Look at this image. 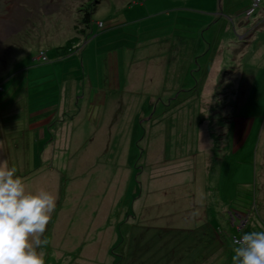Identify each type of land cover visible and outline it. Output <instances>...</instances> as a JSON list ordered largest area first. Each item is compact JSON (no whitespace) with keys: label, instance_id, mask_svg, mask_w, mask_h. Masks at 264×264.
Here are the masks:
<instances>
[{"label":"rangeland","instance_id":"rangeland-1","mask_svg":"<svg viewBox=\"0 0 264 264\" xmlns=\"http://www.w3.org/2000/svg\"><path fill=\"white\" fill-rule=\"evenodd\" d=\"M51 107L120 123L121 175L91 137L37 172L21 127ZM0 161L56 197L45 264H139L153 237L175 248L154 264H233L234 237L264 231V0H0Z\"/></svg>","mask_w":264,"mask_h":264},{"label":"clouds","instance_id":"clouds-1","mask_svg":"<svg viewBox=\"0 0 264 264\" xmlns=\"http://www.w3.org/2000/svg\"><path fill=\"white\" fill-rule=\"evenodd\" d=\"M56 197L47 190L27 191L16 169L0 161V264H45L48 243L41 239ZM233 264H264V231L243 233L234 239Z\"/></svg>","mask_w":264,"mask_h":264},{"label":"crops","instance_id":"crops-1","mask_svg":"<svg viewBox=\"0 0 264 264\" xmlns=\"http://www.w3.org/2000/svg\"><path fill=\"white\" fill-rule=\"evenodd\" d=\"M204 91H206L204 96H207L212 91V87L209 85H206L204 88ZM99 109H100L99 100H97V102L94 103L93 110L99 111ZM65 110L66 109L63 108V111H62L63 115L65 113ZM93 110H92V113H96V111L93 112ZM58 114H59L58 108H54V107L43 108L42 110H36L33 113H29L30 121L27 122L26 125L24 124L21 127V132H22V135H24V139L25 137L26 138L29 137L30 139H33V142H35L33 145L36 144L37 147L41 148L42 158H40L39 155H36L32 159V161L37 162L36 164H41L37 172H42L46 170V173H42V174L44 175V174H47L48 172L47 176L50 179H53V177L55 176L54 162L58 161L61 158V156L64 157L63 155L65 154L64 146H69L70 149L73 147L75 148V149L73 148V150L67 149L68 155L70 156V160L74 161L73 154L80 153L79 157H81L83 155L81 154L82 150L84 149L86 145L85 143L83 144V142H85V140L91 137L90 138L91 141H95L96 143L101 145V150L97 151L98 155L97 154L96 155L103 157L102 162L110 164L109 174L110 175L113 174L115 177L121 175L122 168L125 164L126 159H124L122 156L123 155V152H122L123 150L121 148L122 143L120 140L117 143H115L116 136L114 134V132L121 130L120 123H116V127H113V122L111 123L110 122L111 120H110V121H103V122L101 121V123L99 125L96 124V126L93 123L92 125L91 123H89V126H88L87 123L85 122L84 123L67 122L66 121L67 118L65 116L61 118V116H59ZM29 130L32 131L33 133L30 132ZM20 136L21 135H19V137ZM99 136L102 138L99 139ZM107 136L113 137V144L111 146H110V141L106 139ZM95 142H93L92 144L90 143L88 144L93 145ZM17 146H20V145L17 144ZM78 146L79 148H77ZM88 147L89 148L87 149V152L90 151V148H91L89 145ZM23 151H24L23 153V156H24V154H26V150L24 149ZM160 153L157 155V157L160 156ZM25 157L26 156H24V158ZM89 157L90 156L85 155V157H81V160L84 161V159H87ZM24 158H21L20 160L24 161L25 160ZM123 162L124 164H122ZM36 164H34V167L33 169H31V171L33 170L36 171L37 169L35 167ZM51 169H52V172H49V170ZM168 171L169 170H166V169L162 170V172L158 175L159 179L167 176V174H169ZM111 177L114 178L112 175ZM147 199L148 198H146L145 199L146 201L141 203L139 208H137L139 211L143 212L142 214H144V210L148 209V206L150 204V202L147 201ZM54 225L56 226V222L54 223ZM52 230L50 234L47 233L45 236L46 238L48 235H50V237L52 236L49 240L47 238L48 243H53L55 241V238L53 237L54 232Z\"/></svg>","mask_w":264,"mask_h":264},{"label":"trees","instance_id":"trees-1","mask_svg":"<svg viewBox=\"0 0 264 264\" xmlns=\"http://www.w3.org/2000/svg\"><path fill=\"white\" fill-rule=\"evenodd\" d=\"M91 13H92L91 10L86 9L84 12V16H83L82 20L80 21V23L88 26L91 22ZM73 40L74 39H71V40L67 41V43L65 45L59 47V50H62V52H64V50L67 49L65 51L64 56H67L69 54L68 48L69 47L72 48L71 43H73ZM125 240L126 239L124 237H122V240H120L119 243H116V245L112 247V250H113L112 252L114 253V250H116V248L119 247ZM150 240L153 241V243H154V245H152L153 246V250L151 251L152 253H149V255L147 254V252L145 253V250H142L143 248H142L141 243H140V245H141L140 247L142 249L141 248L131 249L130 247H132V246H130V244H129V246H130L129 251H131L130 254H132V257L131 256H129V257L124 256V258H126V260H129V261L130 260L131 261H137L139 264H154L155 262L158 261V258H165L166 257V252H165V251H167L166 249H169L172 247L174 248V245L163 246L160 242V239H158L157 237H153V238L149 239V241ZM210 243L211 242L209 240H205L203 242V248H204L203 253H205L207 251V249H208L207 247L209 246ZM177 247L179 249V246H177ZM158 248H159V251L157 252L156 250ZM147 250L150 251V248L148 247ZM161 252H162V254H161ZM147 255H148V257H147ZM120 261H121V259H118V262H120Z\"/></svg>","mask_w":264,"mask_h":264},{"label":"built area","instance_id":"built-area-1","mask_svg":"<svg viewBox=\"0 0 264 264\" xmlns=\"http://www.w3.org/2000/svg\"><path fill=\"white\" fill-rule=\"evenodd\" d=\"M100 25H101V23H100ZM235 239H239V238H235Z\"/></svg>","mask_w":264,"mask_h":264},{"label":"bare ground","instance_id":"bare-ground-1","mask_svg":"<svg viewBox=\"0 0 264 264\" xmlns=\"http://www.w3.org/2000/svg\"><path fill=\"white\" fill-rule=\"evenodd\" d=\"M236 237H234V239H235Z\"/></svg>","mask_w":264,"mask_h":264}]
</instances>
